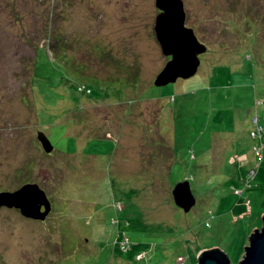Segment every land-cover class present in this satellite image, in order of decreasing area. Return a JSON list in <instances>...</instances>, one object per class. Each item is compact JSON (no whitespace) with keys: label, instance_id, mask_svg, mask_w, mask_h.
Returning <instances> with one entry per match:
<instances>
[{"label":"rangeland","instance_id":"1","mask_svg":"<svg viewBox=\"0 0 264 264\" xmlns=\"http://www.w3.org/2000/svg\"><path fill=\"white\" fill-rule=\"evenodd\" d=\"M155 2L0 0V193L52 206L0 207V264H238L262 227L264 0H183L207 52L163 87Z\"/></svg>","mask_w":264,"mask_h":264},{"label":"water","instance_id":"2","mask_svg":"<svg viewBox=\"0 0 264 264\" xmlns=\"http://www.w3.org/2000/svg\"><path fill=\"white\" fill-rule=\"evenodd\" d=\"M159 13L155 20V33L163 55L170 57L157 75L154 85L163 87L196 75L200 56L207 52L193 28L186 26V11L183 0H156ZM38 139L47 153L54 150L49 138L40 132ZM176 205L189 212L197 203L188 180L178 183L173 189ZM20 209L21 213L34 220H45L52 206L46 192L38 184H26L15 192L0 193V207ZM45 207V211L42 208ZM262 227L249 236V245L238 264H264V214ZM198 264H233L229 255L220 248L203 250L198 255Z\"/></svg>","mask_w":264,"mask_h":264},{"label":"built area","instance_id":"3","mask_svg":"<svg viewBox=\"0 0 264 264\" xmlns=\"http://www.w3.org/2000/svg\"><path fill=\"white\" fill-rule=\"evenodd\" d=\"M255 124H256V125L258 124V119L255 120ZM258 130L260 131V132L257 131L258 134H261V132H263V131H262V128L260 129V128L258 127ZM255 135H256V134H255ZM255 135H254V136H255ZM261 149H263V146H261Z\"/></svg>","mask_w":264,"mask_h":264},{"label":"trees","instance_id":"4","mask_svg":"<svg viewBox=\"0 0 264 264\" xmlns=\"http://www.w3.org/2000/svg\"><path fill=\"white\" fill-rule=\"evenodd\" d=\"M263 138H264V137H262V139H260V141H259V145H260V146H263V143H264V142H263V141H264ZM262 150H263V149H262Z\"/></svg>","mask_w":264,"mask_h":264}]
</instances>
